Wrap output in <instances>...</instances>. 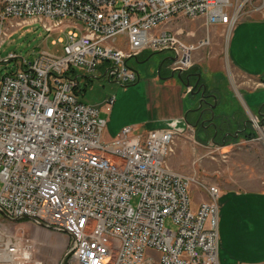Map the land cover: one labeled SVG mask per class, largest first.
<instances>
[{
	"label": "built area",
	"instance_id": "obj_1",
	"mask_svg": "<svg viewBox=\"0 0 264 264\" xmlns=\"http://www.w3.org/2000/svg\"><path fill=\"white\" fill-rule=\"evenodd\" d=\"M238 1L3 0L1 24L20 19L51 32L65 19L73 30L59 39L60 57L41 52L0 78V264H43L4 219L66 234L73 264H220L221 190L168 166L178 131L128 126L106 141L108 121L78 93L94 77L136 82L128 61L146 49L171 51L184 73L210 38L196 47L153 28L182 15L233 29ZM192 186L206 194L197 208Z\"/></svg>",
	"mask_w": 264,
	"mask_h": 264
},
{
	"label": "rangeland",
	"instance_id": "obj_2",
	"mask_svg": "<svg viewBox=\"0 0 264 264\" xmlns=\"http://www.w3.org/2000/svg\"><path fill=\"white\" fill-rule=\"evenodd\" d=\"M245 1H238L242 9L239 4L234 5V10L240 8V22L234 29L222 24L207 26L204 17L190 18L178 15L157 25L153 30L159 35L172 34L186 45L196 47L210 38V44L200 46L193 52V65L184 73L192 70L216 71L219 69L218 63H222L224 68L209 74L206 80L211 86H218L219 98L223 100L217 107V114L228 116L232 124L231 132L235 135L241 134L226 143H218L216 139L208 136L205 140V135L199 134L198 129L187 120L186 129L178 131L174 151L167 161L168 166L171 157L177 154L178 144L181 143L182 161L188 164L184 165L187 171L182 174L194 177L205 185L217 186L221 191L231 189L264 192V126H261L263 119L258 113L260 108H264V87L262 82L258 81L250 83V91H239L243 78L232 70L229 62L231 55L239 48L245 60L247 58L249 73L259 72L264 76V23L249 20L255 17L264 18V0H250L244 3ZM2 9L3 0H0V78L15 72L21 59L33 62L41 52H47L54 57L63 54L64 44L60 43L59 39L65 38L68 31L73 30L72 21L64 19L58 28L46 32L42 25L28 22L26 24L20 19L1 24ZM215 28L218 29L217 34ZM124 48L127 50V47ZM10 54H14L17 59L7 62ZM199 56L205 61L200 66H195V59ZM214 58L219 61L214 60V65L209 67L208 63ZM138 59L128 61L129 68L137 75L136 82L116 83L94 79L90 84L84 81L81 83L80 91L88 88V91L81 95V101L98 108L101 117L108 121L104 135L106 141L116 138L123 124L133 125L143 121L152 124L161 116H169L170 107L180 105V97L174 96L170 84L155 80L158 76L168 78L171 71L179 73L172 66L175 60L173 53L146 49L138 55ZM179 81L178 86L182 88V80ZM183 87L184 91H187L186 94L192 96L193 85L189 88L184 85ZM112 98H115V102L108 113L106 102ZM254 103L258 107H255ZM145 131L146 129H139L136 132L139 134ZM1 189L0 181V191ZM191 196L193 208L206 198V194L196 186L191 187ZM223 200L224 198L219 199V217ZM226 200L229 201V198ZM132 204L135 206L137 199H133ZM166 226L174 228L170 220L166 222ZM1 227L25 238L35 248L37 258L43 264H73L67 256L70 239L66 234L39 226L27 219H4L1 221Z\"/></svg>",
	"mask_w": 264,
	"mask_h": 264
},
{
	"label": "crops",
	"instance_id": "obj_3",
	"mask_svg": "<svg viewBox=\"0 0 264 264\" xmlns=\"http://www.w3.org/2000/svg\"><path fill=\"white\" fill-rule=\"evenodd\" d=\"M255 22L264 23V18L255 17L249 19ZM242 21V20H241ZM239 23V22H238ZM237 23V24H238ZM236 24V25H237ZM236 28V26L234 27ZM233 28V29H234ZM216 34L218 29L215 28ZM264 49V47H263ZM241 49L237 48L235 54L231 55L229 60L232 70L237 73L240 77L243 78L242 86L239 89L248 90L250 83L262 82L261 85L264 87V76L259 72L256 74H250L247 70L248 66L245 58L240 52ZM237 53V54H236ZM140 60V59H138ZM195 66H200L205 60L200 56L195 59ZM217 58L212 59L208 63V66L211 67L214 65ZM219 61V60H218ZM219 64V71L224 68L222 63ZM163 69V68H162ZM196 69V68H195ZM164 70V69H163ZM200 78L206 84L208 82L206 79L208 75L216 71L203 72L197 70ZM258 73V74H257ZM160 74V73H159ZM205 76V77H204ZM260 78V79H258ZM156 81H163L174 90V96H179L180 105L170 107L169 116H165L154 121L152 124L143 122H137L133 125L123 124L120 126V129L124 127L131 126L135 128L136 131L139 129H146L145 132L139 134H146L149 131L156 129H173L177 131H183L186 129L187 115L191 112H194V109L197 107V98H194L184 91V87H179L178 82L180 83L177 77L164 78L159 77L155 79ZM208 85L209 90L213 91L217 98H219L218 86L210 84ZM261 88V86L259 87ZM257 89V88H256ZM255 90V89H253ZM251 90V91H253ZM238 91V92H239ZM250 91V90H248ZM176 96V97H177ZM223 100L217 99V107L221 105ZM245 107H247L246 102L242 99ZM253 102V100H251ZM215 103V102H214ZM182 104V105H181ZM255 107H258L254 103ZM264 107V106H263ZM264 108H260L258 111L261 112ZM258 112V113H259ZM217 113V111H216ZM220 117H227L223 114H217ZM165 125V126H164ZM119 129V130H120ZM248 131V129L246 130ZM203 134V133H199ZM206 135L204 139L206 140ZM210 137V136H208ZM177 154L171 157L169 164L170 168L177 172H186L187 167L184 168L186 162L182 161V144H178ZM188 165V164H187ZM224 198L222 205L220 204V217H219V262L220 264H264V192L257 191H238V190H224L221 191L220 199ZM229 198V201L226 200ZM222 206V208H221ZM198 207V205H197ZM195 207V208H197ZM224 208V210H223ZM227 210V211H226Z\"/></svg>",
	"mask_w": 264,
	"mask_h": 264
},
{
	"label": "flooded vegetation",
	"instance_id": "obj_4",
	"mask_svg": "<svg viewBox=\"0 0 264 264\" xmlns=\"http://www.w3.org/2000/svg\"><path fill=\"white\" fill-rule=\"evenodd\" d=\"M173 74V78L178 75V73H173L171 71L169 76L172 77ZM182 77L184 81L189 78L191 85H193L194 87L191 95L192 97L197 98V107L194 109V112L190 113L191 116H189V114L187 115V120L192 122V125H194L196 129H198L199 133L210 136L211 139H216L218 143H226L229 139H234L235 134L231 132V121L227 117L218 116L216 113L217 108L212 110L211 107L215 102L213 96L216 94L213 91L209 90L208 85L205 82L199 79L198 72L192 70L182 74ZM203 85L206 86V92L204 95L206 98V102H202L201 104L200 101L202 100L201 94L203 93ZM200 88L202 89L198 93ZM261 115V119H263L264 109H262ZM240 135H238V137Z\"/></svg>",
	"mask_w": 264,
	"mask_h": 264
},
{
	"label": "water",
	"instance_id": "obj_5",
	"mask_svg": "<svg viewBox=\"0 0 264 264\" xmlns=\"http://www.w3.org/2000/svg\"><path fill=\"white\" fill-rule=\"evenodd\" d=\"M182 74L183 73H178V75H177V77H178V79H180V80H182V84L186 87V88H189V87H191V83H190V80H189V78L186 80V82L182 79ZM173 76H174V74L172 75V78H173ZM199 78H200V75H199ZM94 79H99V78H97V77H94ZM100 80V79H99ZM203 87V93L201 94V104H202V102H206V98H205V92H206V86L205 85H203L202 86ZM201 89L202 88H200V90L198 91V93L201 91ZM213 98H214V101H215V103L212 105V110L213 109H216L217 108V96L216 95H214L213 96ZM259 115H261V112H259ZM262 116V115H261ZM193 127H195L194 125H192ZM261 126H264V115H263V120H262V123H261ZM238 136V134H236L235 135V137H237Z\"/></svg>",
	"mask_w": 264,
	"mask_h": 264
},
{
	"label": "trees",
	"instance_id": "obj_6",
	"mask_svg": "<svg viewBox=\"0 0 264 264\" xmlns=\"http://www.w3.org/2000/svg\"><path fill=\"white\" fill-rule=\"evenodd\" d=\"M87 91H88V88L84 89V91L81 90L80 93H78V94H80V96H81L83 93H86ZM225 145H226V144H225Z\"/></svg>",
	"mask_w": 264,
	"mask_h": 264
}]
</instances>
